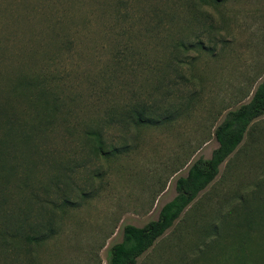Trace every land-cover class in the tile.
I'll return each mask as SVG.
<instances>
[{
  "label": "rangeland",
  "instance_id": "374dc122",
  "mask_svg": "<svg viewBox=\"0 0 264 264\" xmlns=\"http://www.w3.org/2000/svg\"><path fill=\"white\" fill-rule=\"evenodd\" d=\"M263 79L264 0H0V264H107ZM250 129L136 264H264Z\"/></svg>",
  "mask_w": 264,
  "mask_h": 264
},
{
  "label": "trees",
  "instance_id": "16d2710c",
  "mask_svg": "<svg viewBox=\"0 0 264 264\" xmlns=\"http://www.w3.org/2000/svg\"><path fill=\"white\" fill-rule=\"evenodd\" d=\"M264 114V79L256 86L250 100L225 113L224 119L214 128V137L218 143L208 158L199 157L189 166L186 175L179 176L175 182L176 194L165 202L156 219L142 226L125 224L122 239L109 248L107 264H136L137 258L148 250L169 229L183 210L216 177L220 165L228 162L240 151L246 135L258 118ZM1 150L5 149L1 145ZM264 193V192H263ZM69 203L65 199L63 204ZM255 214L243 215L244 223L255 220ZM240 224V223H239ZM7 237L6 240L8 242ZM6 242V243H7ZM233 264H255V262H232Z\"/></svg>",
  "mask_w": 264,
  "mask_h": 264
}]
</instances>
